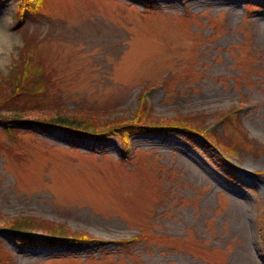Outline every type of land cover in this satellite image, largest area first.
I'll return each instance as SVG.
<instances>
[{"label": "rangeland", "instance_id": "obj_1", "mask_svg": "<svg viewBox=\"0 0 264 264\" xmlns=\"http://www.w3.org/2000/svg\"><path fill=\"white\" fill-rule=\"evenodd\" d=\"M21 1L0 0V75L32 60L47 89L13 106L111 123L145 100L156 126L0 122V264H264V0Z\"/></svg>", "mask_w": 264, "mask_h": 264}, {"label": "trees", "instance_id": "obj_2", "mask_svg": "<svg viewBox=\"0 0 264 264\" xmlns=\"http://www.w3.org/2000/svg\"><path fill=\"white\" fill-rule=\"evenodd\" d=\"M23 1V0H22ZM21 1V2H22ZM35 8H39L43 5L45 0H35ZM31 49L25 48L23 50V54L26 52L28 54H31ZM28 59V57L26 58ZM24 61V59L21 61V63ZM20 63L19 66V71L20 75L17 78L15 75L13 77V81L9 78H7L4 82L3 76L0 75V104L2 106H6V108L0 109V122H3V127L4 130L7 132L12 133V131H17V128L19 126L27 127H35L39 128L40 126L43 127V125H50V126H58L61 125L62 127L69 128L68 130L75 133V134H93L95 137L98 139H102V136L107 134L108 132L111 131V133H124L125 132H133V127L137 126L139 129H148L156 124H152L150 122H142V118L145 117V109H146V102L145 100H142L141 102V107L136 111V114L127 116V117H122L117 120L113 119L114 121L109 123V122H104V123H99L94 116L86 109L85 111L82 112L81 115L83 116L82 120H79V117H77L75 114H65V112L61 111H54L53 109H44L43 107H38L35 109L37 111L36 115L39 114L36 117H28V112L31 110L30 105H25V104H19L16 106H13V102L19 98L20 96L24 94H29V93H38L45 91L47 88L46 85V78L44 74V70L41 67H35V65H39V63L34 62L31 60L30 63V68L29 70H24L22 69V64ZM38 70H37V69ZM29 77H34L33 79H30V81L27 80ZM17 84H16V83ZM29 82H35L32 84V88L30 87L31 91H29ZM2 83V84H1ZM13 87L15 90L10 96L8 95L10 85ZM8 95V96H7ZM142 98V96H141ZM33 108H35L33 106ZM32 111V110H31ZM139 120V121H138ZM176 121V120H175ZM175 121H171L170 123L174 124ZM134 123V124H133ZM161 125H166L167 123H160ZM171 124V125H172ZM189 124L188 127H197L198 125H192L191 122L186 123V125ZM185 126V125H184ZM164 127V126H163ZM162 127V128H163ZM154 128V127H151ZM161 128V127H159ZM198 130L200 133H198ZM193 132H196L203 136L204 138H208L204 132L203 127H198L193 130ZM123 135V134H122ZM124 138V137H123ZM125 143V139H124ZM13 221L15 222L14 225ZM29 221V222H28ZM10 222V221H8ZM8 228L12 229L13 231H18L20 234H28V232H32V230H35L37 228H41L44 233H49L50 235L47 236V240L51 242H56L60 241L63 238L66 237H71L74 238L76 237V234H67L66 231H62V227L59 225L53 226V227H48L46 224V221L40 219L38 220L37 223H35V220L29 219L28 217H16L12 219V221L8 224L6 223ZM32 224V225H29ZM31 228L32 230L28 229ZM67 234V235H65ZM70 238V239H71ZM69 240V239H66Z\"/></svg>", "mask_w": 264, "mask_h": 264}, {"label": "bare ground", "instance_id": "obj_3", "mask_svg": "<svg viewBox=\"0 0 264 264\" xmlns=\"http://www.w3.org/2000/svg\"><path fill=\"white\" fill-rule=\"evenodd\" d=\"M0 40H2V37H0Z\"/></svg>", "mask_w": 264, "mask_h": 264}]
</instances>
